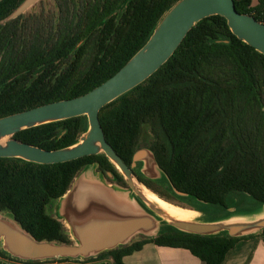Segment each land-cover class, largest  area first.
<instances>
[{
	"label": "trees",
	"instance_id": "1",
	"mask_svg": "<svg viewBox=\"0 0 264 264\" xmlns=\"http://www.w3.org/2000/svg\"><path fill=\"white\" fill-rule=\"evenodd\" d=\"M22 1L0 2V117L93 89L147 42L178 0H56L58 13H24L2 22ZM235 4L264 21V0ZM99 117L107 141L128 165L138 149L152 150L169 192L135 171L162 198L182 205L185 199L177 189L221 208L229 206L234 193L264 203V54L238 38L224 16L198 21L158 70L103 106ZM87 127V116L80 115L24 128L14 136L54 150L77 142ZM89 165L129 188L105 153L56 163L0 157V212L10 213L37 240L72 243L49 208ZM253 237L264 241V228L231 236L227 231L190 233L165 223L156 236L85 260L127 264L124 256L152 242L187 248L205 264H222L239 240ZM0 255L13 257L2 247Z\"/></svg>",
	"mask_w": 264,
	"mask_h": 264
},
{
	"label": "water",
	"instance_id": "2",
	"mask_svg": "<svg viewBox=\"0 0 264 264\" xmlns=\"http://www.w3.org/2000/svg\"><path fill=\"white\" fill-rule=\"evenodd\" d=\"M39 1L23 0L2 22L17 18ZM215 14L224 16L238 38L264 54V22L256 19L253 14L238 11L235 0H178L165 13L147 42L117 72L93 89L75 97L51 101L0 117V157L56 163L105 153L124 176L129 185L125 189L140 206L137 209L124 201H104L99 194H89L82 189L83 180L74 179L65 193L67 195L60 197V217L67 221L74 241L37 240L15 219L0 214V242L6 252L23 260L94 257L104 250L130 243L139 234L156 236L165 223L197 234L227 231L231 236H242L263 230L264 203H261L259 210L249 214L235 212L213 220L201 217L179 219L170 215L159 203L147 197L144 191L146 185L134 170L141 163L139 170L145 177L167 179L152 150L146 147L138 149L131 165H128L107 141L99 117L103 106L158 70L174 54L198 21ZM80 115L87 116V129L77 142L63 148L48 150L14 136L24 128ZM147 164L148 170L145 169ZM109 175L113 177L111 173ZM99 177L103 183L107 180L100 173ZM106 186L113 190L118 187ZM175 191L181 196L189 195L177 189ZM229 209L235 211L236 208L233 206Z\"/></svg>",
	"mask_w": 264,
	"mask_h": 264
},
{
	"label": "crops",
	"instance_id": "3",
	"mask_svg": "<svg viewBox=\"0 0 264 264\" xmlns=\"http://www.w3.org/2000/svg\"><path fill=\"white\" fill-rule=\"evenodd\" d=\"M141 165V163H140ZM80 178L81 188L85 189L89 194L97 193L103 197L104 201H120L128 202L133 208L139 209L140 206L136 200L132 199L131 194L125 188L116 187V190L109 189L113 186L112 182L105 180V183L99 179V172L96 165H90L80 172L75 180ZM106 184V185H105ZM115 186V185H114ZM67 194H65L66 196ZM55 200L49 208V211L64 223L69 234V225L65 218L60 217V200ZM244 201H228L227 208H221L223 212H215L214 209H208L205 205L197 204L196 217L213 220L220 217H226L235 212L249 214L254 210L261 208V203L254 202L250 210H245ZM123 208V204H120ZM235 206V211L229 208ZM253 207V208H252ZM127 209V208H126ZM72 238V236H71ZM127 264H205L199 257L195 256L189 249L184 247H173L166 245H158L152 242L146 243L141 249L124 256ZM0 264H114L112 258L102 259H86L70 258L62 259H45L39 262H31L29 260L17 259L16 257L0 255ZM222 264H264V241L259 237L246 238L239 240L235 246L226 254Z\"/></svg>",
	"mask_w": 264,
	"mask_h": 264
},
{
	"label": "rangeland",
	"instance_id": "4",
	"mask_svg": "<svg viewBox=\"0 0 264 264\" xmlns=\"http://www.w3.org/2000/svg\"><path fill=\"white\" fill-rule=\"evenodd\" d=\"M258 3V0H253V4H257ZM59 11V8L57 6V2L56 0H40L39 2H37L34 6H32L30 9H28L26 12H25V15H31V14H44L45 16H48L49 14H54V13H58ZM145 169H149V166L147 164V166H145ZM152 179V178H151ZM154 181H159L160 184L162 185V181L164 180V178H160V179H152ZM107 181L111 182L109 179H107ZM164 186L163 188L161 187V189L163 191H167L169 192L168 190H166V186L165 185H162ZM147 187V186H146ZM158 189L160 188V186H156ZM149 188V187H147ZM150 189V188H149ZM151 190V189H150ZM161 190V191H162ZM152 192H154L153 190H151ZM156 193V192H154ZM157 194V193H156ZM159 197H161L159 194H157ZM181 196V195H180ZM184 199H185V202H182V205L181 203H175L176 205H179V206H182V207H185V208H190V209H197V208H193L195 206H191L190 203L194 202L196 204H202V205H205L206 208H208L209 210L210 209H214L215 212H223L224 210L221 209L220 207H217L215 205H211V204H204L202 203L201 201L197 200L195 197L191 196V195H185V196H182ZM162 198V197H161ZM164 199V198H163ZM230 200L231 201H244L243 202V205H244V208L245 210H250V207L253 206L254 204V199L245 194V193H234L230 196ZM184 205V206H183ZM253 208V207H252ZM51 212V211H50ZM194 215L196 213V211H194ZM0 214L2 216H5L7 218H12V216L10 215V213L8 212H0ZM70 238H71V235L69 234ZM142 236H144L143 234H139L137 235L136 237H134L132 240H135V239H140L142 238ZM72 239V238H71ZM131 240V241H132ZM72 241H74V239H72ZM2 247V243L0 242V248Z\"/></svg>",
	"mask_w": 264,
	"mask_h": 264
},
{
	"label": "bare ground",
	"instance_id": "5",
	"mask_svg": "<svg viewBox=\"0 0 264 264\" xmlns=\"http://www.w3.org/2000/svg\"><path fill=\"white\" fill-rule=\"evenodd\" d=\"M144 191L150 199L159 203L168 213L179 219H192L197 215H194V210L176 205L174 202L159 197L156 193L152 192L149 188L144 187ZM197 213V212H196Z\"/></svg>",
	"mask_w": 264,
	"mask_h": 264
},
{
	"label": "flooded vegetation",
	"instance_id": "6",
	"mask_svg": "<svg viewBox=\"0 0 264 264\" xmlns=\"http://www.w3.org/2000/svg\"><path fill=\"white\" fill-rule=\"evenodd\" d=\"M139 166H140V163H138L137 164V166L134 168V170L137 168V171H139V173H140V168H139ZM136 172V171H135ZM141 174V173H140ZM113 183V185H115V186H118V187H120V188H125V187H122V186H119L118 184H116V183H114V182H112ZM183 202H185V201H183ZM190 205H193V206H197V204L196 203H194V202H192V203H190Z\"/></svg>",
	"mask_w": 264,
	"mask_h": 264
},
{
	"label": "built area",
	"instance_id": "7",
	"mask_svg": "<svg viewBox=\"0 0 264 264\" xmlns=\"http://www.w3.org/2000/svg\"><path fill=\"white\" fill-rule=\"evenodd\" d=\"M264 22V21H263Z\"/></svg>",
	"mask_w": 264,
	"mask_h": 264
}]
</instances>
